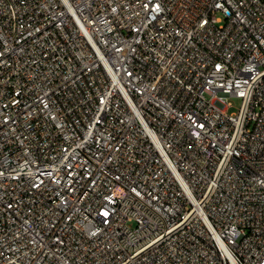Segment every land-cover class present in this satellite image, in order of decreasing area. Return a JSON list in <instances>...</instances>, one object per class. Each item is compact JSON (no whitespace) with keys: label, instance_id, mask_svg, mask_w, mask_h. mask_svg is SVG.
Masks as SVG:
<instances>
[{"label":"built area","instance_id":"1","mask_svg":"<svg viewBox=\"0 0 264 264\" xmlns=\"http://www.w3.org/2000/svg\"><path fill=\"white\" fill-rule=\"evenodd\" d=\"M0 264H264V0H0Z\"/></svg>","mask_w":264,"mask_h":264},{"label":"rangeland","instance_id":"2","mask_svg":"<svg viewBox=\"0 0 264 264\" xmlns=\"http://www.w3.org/2000/svg\"><path fill=\"white\" fill-rule=\"evenodd\" d=\"M231 101H232L233 106L231 107L230 111L237 110L239 101L236 98H232Z\"/></svg>","mask_w":264,"mask_h":264}]
</instances>
